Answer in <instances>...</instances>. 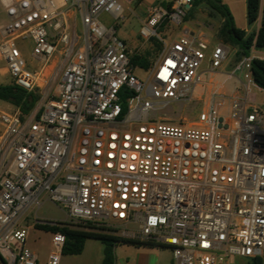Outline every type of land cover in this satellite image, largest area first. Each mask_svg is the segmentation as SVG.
Masks as SVG:
<instances>
[{
    "label": "built area",
    "instance_id": "1",
    "mask_svg": "<svg viewBox=\"0 0 264 264\" xmlns=\"http://www.w3.org/2000/svg\"><path fill=\"white\" fill-rule=\"evenodd\" d=\"M137 1L5 7L0 60L13 84L37 92L50 64L60 73L53 97L43 91L29 114L0 109V264H38L25 223L36 212L35 225L59 227L38 216L48 202L73 222L119 224L121 236L168 248L172 264H231L233 257L264 264V107L251 95L264 93L251 71L264 57L251 50L226 69L231 50L205 34L185 29L164 40L159 28L181 27L194 1L175 0L171 9L146 10L140 37L161 41L163 51L149 69L138 68L148 74L141 80L115 26L101 19L121 22ZM204 64L224 83H209L194 123L170 121L162 109L180 115L203 101L194 92L204 85ZM230 81L232 96L224 91ZM52 235L47 263L60 264L66 236Z\"/></svg>",
    "mask_w": 264,
    "mask_h": 264
},
{
    "label": "rangeland",
    "instance_id": "2",
    "mask_svg": "<svg viewBox=\"0 0 264 264\" xmlns=\"http://www.w3.org/2000/svg\"><path fill=\"white\" fill-rule=\"evenodd\" d=\"M175 0H159L158 4H161L164 7L171 9ZM169 5V6H168ZM201 8L202 11L199 10ZM146 17V11L144 8L143 0H138L137 2L130 4L127 6L124 12V19L119 21H114L108 14H102L101 19L108 23L113 24L117 31V37L119 40L123 41L128 48L129 54H138L142 56H146L150 62L151 66L157 61L160 54L163 51V44L161 41L157 39H153L150 41H144L140 37V30L142 26V21ZM7 21V17L4 18V22ZM202 22L204 26L208 29L207 37L211 39L213 43L222 42L220 38V29H221V18L219 15L213 11V9L208 4H202L199 7H195L187 13L186 18L181 27L175 28L174 26H170L165 23L163 26L159 28V34L164 40H168L172 35H178L183 32V30L187 29L185 27L186 22ZM75 25V23H74ZM78 28L81 29L80 23L78 22ZM1 39V35H0ZM231 50L229 54V60L225 64L224 68L231 69L236 63V48L232 46H228ZM23 53L25 59L31 68H33L36 64L31 58L30 48H23ZM150 66V67H151ZM5 67V63L0 60V70ZM149 69V68H148ZM204 73L202 75L203 78V87L197 88L194 92V96L200 97L202 96V102L198 103V108L186 107L180 115H171V110L169 108H164L161 110L162 115H168V119L173 122L185 121L186 123H194L196 121V115L199 110H201L205 106V98L208 96L210 88L208 87L209 83L213 80L215 83V87H220L225 79V75H212L208 72V67L204 64ZM147 70V69H146ZM146 70L136 69L135 75L141 79L146 80L148 78V74ZM60 73L59 67H53L52 64L42 72L40 84L42 87L37 89V94L42 98V92L48 96V98H52L54 95L58 75ZM0 83L1 85H9L12 84V79L9 75H3L0 71ZM224 91L228 96H232L235 94V81H230L225 84ZM252 97L256 100V102L264 107V93H261L255 89L251 91ZM41 100V99H40ZM39 102H37L36 107ZM0 109L13 112L16 110V107L0 100ZM35 213L29 214L28 219L25 223L26 226L30 227L27 244L28 247L37 254L38 256V264H48V259L50 254L54 251L52 244V232L46 231L44 229H40L35 225ZM38 216L42 219L51 220L53 222H57L60 228L63 227H74L83 225L81 223L73 222L68 217L67 214L63 211V209L55 204L48 202L46 203L40 210H38ZM87 225V224H85ZM131 230H135V226L130 227ZM111 230H114L116 234L122 235L124 232V228L116 224L111 227ZM96 245L97 247H102L104 250L103 244L100 242L90 243ZM70 258V257H69ZM68 257L65 258L62 256L60 264H85L81 260L71 261ZM100 264V262L96 263ZM231 264H250L249 259L245 257H233L231 259Z\"/></svg>",
    "mask_w": 264,
    "mask_h": 264
},
{
    "label": "trees",
    "instance_id": "3",
    "mask_svg": "<svg viewBox=\"0 0 264 264\" xmlns=\"http://www.w3.org/2000/svg\"><path fill=\"white\" fill-rule=\"evenodd\" d=\"M202 4H208L213 11L223 19L220 29V38L223 44L236 48L235 64L245 57L250 56L252 46L264 50V7L260 29L257 33H247L236 27L233 14L227 5L222 3V0H194L191 10ZM259 10L260 0H246L247 22L250 27L257 22ZM129 56L133 68H150L151 62L146 56L138 54H129ZM251 71L254 81L260 87L264 88V60L253 59ZM39 98L37 92H27L13 83L9 85H0V100L15 106L23 115L29 114L35 108ZM37 227L49 232H61L66 236V243L62 252L64 256L81 254L88 240L100 241L104 246L102 264H115V248L118 245L165 248L163 246L144 243L133 238L118 235L114 230L97 227L92 223L77 226L78 228L69 226L60 228L40 225ZM249 261L250 264H263L260 258L251 259Z\"/></svg>",
    "mask_w": 264,
    "mask_h": 264
},
{
    "label": "crops",
    "instance_id": "4",
    "mask_svg": "<svg viewBox=\"0 0 264 264\" xmlns=\"http://www.w3.org/2000/svg\"><path fill=\"white\" fill-rule=\"evenodd\" d=\"M11 1L12 0H0V28L5 23L4 18L7 17L5 7L9 5ZM158 1L159 0H143L145 11L151 5H158ZM222 3L227 5L231 13L233 14L237 28L246 31L247 33L258 32V30L261 27L264 0H260L259 17L257 22L251 27L248 25L247 22L246 0H222ZM199 10L202 11L201 8H199ZM69 15L72 18V20L73 18H75L73 12H71ZM222 22L223 19L221 18V23ZM185 27L191 32L205 34L206 37L208 36L207 35L208 29L204 26V23L202 22L188 21L185 23ZM208 40L212 44H215L211 39ZM216 44H223V43L217 42ZM226 46L228 47V45ZM251 50H254L252 52L254 56L264 57V50L257 49L254 46H252ZM0 71L2 72L3 75L6 74L9 75L6 67L2 68ZM93 242H100V241L88 240L81 254L67 255V256H64L62 254V256L65 258L70 257L71 259L70 258L69 259L72 262L76 260H81L85 264H96L98 262L102 264L103 248L101 246L97 247L96 245L90 244ZM115 264H172V252L168 248H148V247H135L130 245H118L115 248Z\"/></svg>",
    "mask_w": 264,
    "mask_h": 264
},
{
    "label": "water",
    "instance_id": "5",
    "mask_svg": "<svg viewBox=\"0 0 264 264\" xmlns=\"http://www.w3.org/2000/svg\"><path fill=\"white\" fill-rule=\"evenodd\" d=\"M220 121H222V120H220Z\"/></svg>",
    "mask_w": 264,
    "mask_h": 264
}]
</instances>
